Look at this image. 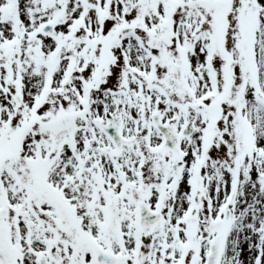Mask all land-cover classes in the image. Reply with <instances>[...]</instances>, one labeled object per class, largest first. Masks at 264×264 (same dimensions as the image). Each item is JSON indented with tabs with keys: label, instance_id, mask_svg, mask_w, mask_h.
Segmentation results:
<instances>
[{
	"label": "snow or ice",
	"instance_id": "1",
	"mask_svg": "<svg viewBox=\"0 0 264 264\" xmlns=\"http://www.w3.org/2000/svg\"><path fill=\"white\" fill-rule=\"evenodd\" d=\"M0 264H264V0H0Z\"/></svg>",
	"mask_w": 264,
	"mask_h": 264
}]
</instances>
